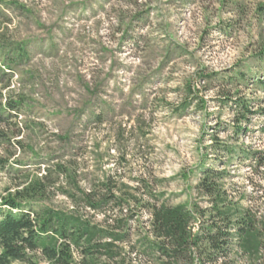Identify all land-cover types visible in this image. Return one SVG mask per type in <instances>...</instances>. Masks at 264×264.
<instances>
[{"label":"rangeland","instance_id":"rangeland-1","mask_svg":"<svg viewBox=\"0 0 264 264\" xmlns=\"http://www.w3.org/2000/svg\"><path fill=\"white\" fill-rule=\"evenodd\" d=\"M7 103L0 201L49 168L34 204L70 211L65 193L113 189L127 200L116 215L135 240L151 205H206L194 188L203 164L226 171L234 200L264 212L252 192L264 166L224 151L264 153V0H0Z\"/></svg>","mask_w":264,"mask_h":264},{"label":"trees","instance_id":"trees-1","mask_svg":"<svg viewBox=\"0 0 264 264\" xmlns=\"http://www.w3.org/2000/svg\"><path fill=\"white\" fill-rule=\"evenodd\" d=\"M17 51L21 57L24 48L17 45ZM12 108L10 103L0 105V145L8 142L6 113ZM224 151L251 158L255 167L264 166V153L229 145ZM6 162L0 158V172ZM54 168L71 183L66 167ZM198 173L194 188L206 205L191 199L174 206L151 205L148 228L132 240L127 224L116 215L127 200L113 189L97 195L90 189L65 193L72 204L70 211L34 204L46 195L51 177L48 168L43 175L17 185L0 201V264H35L37 254L48 264H133L119 245L127 246L129 258H146V264H264V212L230 196L223 185L224 169L202 164ZM263 184L252 191L261 198ZM80 202L85 209L101 214L103 223L94 224L80 215Z\"/></svg>","mask_w":264,"mask_h":264}]
</instances>
